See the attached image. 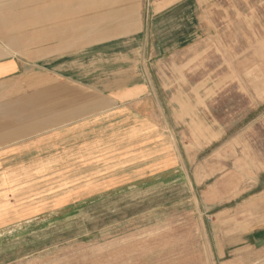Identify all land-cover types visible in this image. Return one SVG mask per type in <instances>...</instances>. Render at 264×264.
<instances>
[{
	"label": "rangeland",
	"instance_id": "374dc122",
	"mask_svg": "<svg viewBox=\"0 0 264 264\" xmlns=\"http://www.w3.org/2000/svg\"><path fill=\"white\" fill-rule=\"evenodd\" d=\"M87 1L74 26L130 45L90 61L83 97L47 74L2 86L0 147L108 115L109 95L141 84L140 119L185 170L8 214L0 264H264V0Z\"/></svg>",
	"mask_w": 264,
	"mask_h": 264
},
{
	"label": "crops",
	"instance_id": "0c3cea01",
	"mask_svg": "<svg viewBox=\"0 0 264 264\" xmlns=\"http://www.w3.org/2000/svg\"><path fill=\"white\" fill-rule=\"evenodd\" d=\"M41 3L0 0V87L47 74L68 94L83 97L90 61L121 53L130 44L92 39L103 35L74 26L84 21L78 16L90 4L87 0H49L54 7L45 13ZM28 4L35 7L23 11ZM35 10L40 11L37 21L50 22L48 27H32ZM147 88L138 84L109 95L107 103L113 105L102 111L108 115L0 147V227L8 226V214L58 210L166 173H184V157L171 152L160 132L138 113L143 112L138 101ZM7 111L0 109V115ZM121 113L132 116L133 122H124Z\"/></svg>",
	"mask_w": 264,
	"mask_h": 264
}]
</instances>
